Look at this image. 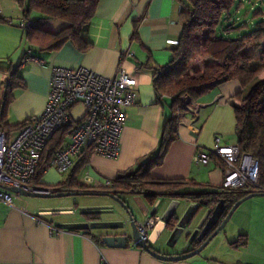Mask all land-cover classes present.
Segmentation results:
<instances>
[{"label":"crops","instance_id":"obj_1","mask_svg":"<svg viewBox=\"0 0 264 264\" xmlns=\"http://www.w3.org/2000/svg\"><path fill=\"white\" fill-rule=\"evenodd\" d=\"M191 1L194 0H99L80 39L49 50L44 36L59 33L67 23L49 19L30 8V0H0V118L6 80L13 75L22 84L11 93L12 99L6 106L0 129L7 127L12 139L21 129L17 126L41 116L54 67L86 68L107 78L122 70L136 80L137 96L134 105L123 108L126 120L120 132L118 156L107 158L85 151L73 159L70 170L83 160L75 174V182L101 190L105 189L101 187L103 182L138 170L143 160L159 149L165 122L173 115L172 99L157 91L153 73L172 62L173 50L182 31L180 13ZM259 5L260 0H240L237 6L235 0V13L226 23L247 24L253 30L256 21L249 20V11L254 12ZM259 10L264 19V12ZM27 22L35 28L29 38L22 26ZM251 30L218 34L235 38ZM28 53L42 63L33 61L22 65ZM241 54L250 64H259L264 61V44L258 49L247 46ZM202 61L203 69L216 64L209 57ZM242 91L239 81L225 80L196 99L185 95L190 100V109H185L181 100L185 111L177 125L178 137L168 147L162 163L151 168V178L191 181L192 185L181 193L217 191L223 181L224 164L212 159L207 166L199 165L194 162V156L211 149L216 137L221 138L222 144L235 145L231 144L236 125L234 107L239 106L237 96ZM199 108L200 114L195 118L193 112ZM84 113L81 105L70 110L74 121L82 119ZM68 143L69 138L64 146ZM67 174L60 175L48 169L41 183L55 186L64 181ZM10 195L13 205L0 203V264H264V207L253 210L241 222L239 219L229 221L200 254L183 261H162L131 240L124 248H110L102 238L122 235L113 230L129 227V216L137 223L157 218L149 232L148 245L159 254L180 256L200 246H193L195 239L191 240V235L202 228L214 207L200 208L187 196L163 194L150 203L145 195L122 194L118 198L125 203V211L106 202L98 205L100 207H78L79 203L74 202L75 209H64L59 205H41L40 201L30 202L17 194ZM76 196L112 200L103 193ZM258 198L264 199V196L254 197ZM175 203L177 219L184 214L193 215L189 225L173 238V229L166 227L162 217ZM108 214L119 218H101ZM74 225L78 228H69ZM88 225L91 227L85 229ZM241 236H245L246 244L232 246Z\"/></svg>","mask_w":264,"mask_h":264},{"label":"trees","instance_id":"obj_2","mask_svg":"<svg viewBox=\"0 0 264 264\" xmlns=\"http://www.w3.org/2000/svg\"><path fill=\"white\" fill-rule=\"evenodd\" d=\"M99 0H30V8L37 9L49 19H60L67 26L57 34H46L48 40L46 49L56 50L67 41L80 39L83 27L90 21L95 13ZM235 8V0H194L188 6H184L180 13L182 31L180 38L173 50V60L167 66L155 70L153 83L157 91L172 99V117L165 122L159 149L148 155L141 166L135 172L122 175L112 181V186L105 189H93L80 186L75 182V174L84 163L81 160L76 167L67 174L64 181L55 186L41 183L46 170L44 169L52 159L54 153L61 149L66 139L71 135L77 122L69 124L55 134L47 147L43 150L41 161L32 185L40 189H51L58 192H74L79 195H113L119 197L122 194L145 195L150 203H154L158 196L191 197L200 208L215 207L220 200L226 201L227 211L238 200L249 195L244 191L227 192L222 187L213 192L181 193L192 185L188 180H157L150 176L152 167L160 165L168 147L174 142L177 135V125L184 113L181 97L189 96L196 99L209 89L225 80H237L243 91L237 96L239 106L234 107L235 113V145L241 153L252 155L259 162L260 185L264 187V68L252 69L250 60L241 54L247 46L258 49L264 44V24L258 21L262 17L260 10L252 12V19L256 20V26L248 33L240 37L225 38L218 33L235 34L248 30L247 24L237 25L226 23L230 21ZM225 20L226 26L219 25ZM27 38L35 32L33 25L25 26ZM44 34V33H43ZM43 36V35H42ZM44 40V39H42ZM45 41V40H44ZM81 48H84L81 45ZM212 58L216 64L204 67L203 71L190 73L189 61L194 57ZM22 87V84L11 76L6 80L5 93L1 100V118L3 119L6 106L11 101V93L14 89ZM17 126L22 128L26 123ZM7 127L2 130L8 133ZM173 223L176 221L173 220ZM171 228L170 225L167 226ZM246 238L241 236L239 241L232 244L245 245ZM200 242L196 239L193 246L198 247Z\"/></svg>","mask_w":264,"mask_h":264},{"label":"built area","instance_id":"obj_3","mask_svg":"<svg viewBox=\"0 0 264 264\" xmlns=\"http://www.w3.org/2000/svg\"><path fill=\"white\" fill-rule=\"evenodd\" d=\"M28 25L31 22L22 26ZM33 61L42 63L28 53L22 65ZM136 85V80L122 70H118L114 77L107 78L86 68H52L49 92L41 116L28 120L12 139L0 129V203L13 205L11 192L5 188L55 194L51 189L36 188L32 183L43 150L57 132L73 122H77V125L69 136V143L54 153L45 170L53 169L65 175L72 168L73 159L85 151L107 158L117 157L120 132L126 120L123 108L135 104ZM181 100L184 108L190 109V100L186 96ZM75 105H81L85 112L78 121L70 116V110ZM199 114L200 108L194 110L195 118ZM212 159L224 164L221 187L225 191L264 193V187L259 182V162L252 155L241 153L236 145L222 144L221 138L216 137L211 149L194 156V162L203 166H207ZM111 186L112 181H105L101 185L103 188ZM157 221V218L150 217L136 223L138 233L146 242Z\"/></svg>","mask_w":264,"mask_h":264},{"label":"water","instance_id":"obj_4","mask_svg":"<svg viewBox=\"0 0 264 264\" xmlns=\"http://www.w3.org/2000/svg\"><path fill=\"white\" fill-rule=\"evenodd\" d=\"M8 192L13 194H17L23 197L29 198H63L69 196H76L79 195L78 193L74 192H58L55 194H41V193H31L21 189H10L5 188ZM110 198L115 200L119 205L124 206V202L120 200L118 197H114L113 195H108ZM257 196H264V193H250L249 195L243 197L242 199L236 201L231 208L227 211L226 201L220 200L218 204L214 207L213 210L210 211L209 217L202 226V228L196 230L191 235V240L196 239L200 242V246L191 252L182 254L180 256H165L159 254L152 250V248L148 245L146 240L140 236L137 231L136 223L131 216H129V227H130V234H122L118 236H104L102 238V242L110 247V248H124L127 245L128 240H131L137 247L144 250L145 252L149 253L153 257L162 260V261H183L189 258H192L198 254H200L204 248L211 242V240L216 237L226 226V224L230 221L234 212L238 209V207L244 203L245 201L257 197ZM124 209H126L124 207ZM177 203L172 204L169 206L167 212L163 215L162 221L166 224L171 226L172 230V237L175 238L176 236L180 235L181 232L189 225L191 216L193 213L188 216V214H184L180 219H177L176 214ZM175 220L176 222L173 223L172 221ZM220 222V223H219ZM123 226V225H122ZM78 228V226H70L69 228ZM91 226H85V229H88Z\"/></svg>","mask_w":264,"mask_h":264},{"label":"rangeland","instance_id":"obj_5","mask_svg":"<svg viewBox=\"0 0 264 264\" xmlns=\"http://www.w3.org/2000/svg\"><path fill=\"white\" fill-rule=\"evenodd\" d=\"M239 1L240 0H236L237 6L239 5ZM263 1L264 0H260V5L256 9L257 10L261 9L264 12V5L262 4ZM246 9H247V11H249V8H246ZM233 13H235V12H233ZM232 15H234V14H232ZM249 15H250L249 20H254L251 17L252 12L249 11ZM258 21H262L264 24L263 18H259ZM224 26H226V23H225V20L222 19L220 22V25H219V32L221 31L220 30L221 27L223 28ZM251 29L252 28H249V30H251ZM247 31H248L247 29L243 30V32H247ZM202 59H204V58H202ZM202 59H200V57L198 58L195 56L194 58H192L189 61V67H190V70L192 69V72L194 69H198L199 71L203 69L202 64L204 61H202ZM251 68L252 69L264 68V61L259 63V64H251ZM261 76L263 77L264 75H261ZM235 137L231 140V144L235 143ZM11 194L13 195V193H11ZM21 197L27 201H30V202L40 201L41 203H39V204H41V205H46V206L59 205L60 207H62L64 209L74 208L75 207V205L73 204L74 202L79 203L78 204L79 206L76 204L78 207H82L80 205H88L90 207H100L98 205H102L104 202H106L108 204H112V206H115V208L120 207V211L123 210L124 207L126 208L125 203H124V206H121L117 202H115V200L112 199L113 200L112 201L110 199H106L105 197H95V196L94 197L93 196H69V197H63V198H29V197H23V196H21ZM101 207L104 208L106 206H101ZM259 207H264V199L263 198H258V199L251 198V199L245 201L234 212L230 222L233 221L234 219H239V221L241 222V220L244 219V217H246L248 214H250L253 210L258 209ZM79 210L80 209H78V211ZM123 211H125V209ZM108 216L103 215V217H101V218H103V219L119 218V217H115V216L112 217L110 214H108ZM113 232L119 233V234H130V228L126 227L125 229L124 228L123 229H116V230H113Z\"/></svg>","mask_w":264,"mask_h":264}]
</instances>
